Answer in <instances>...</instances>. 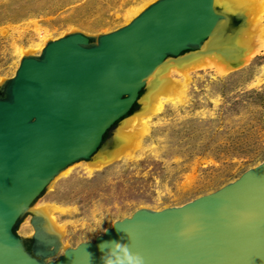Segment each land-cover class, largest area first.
Instances as JSON below:
<instances>
[{
    "label": "water",
    "instance_id": "1",
    "mask_svg": "<svg viewBox=\"0 0 264 264\" xmlns=\"http://www.w3.org/2000/svg\"><path fill=\"white\" fill-rule=\"evenodd\" d=\"M214 2L157 0L116 30L72 32L22 57L0 87V264H103L99 246L119 255L116 241L145 264H264V160L182 205L139 208L62 253L39 215L31 249L16 232L53 180L132 114L153 72L212 36L225 18Z\"/></svg>",
    "mask_w": 264,
    "mask_h": 264
},
{
    "label": "rangeland",
    "instance_id": "2",
    "mask_svg": "<svg viewBox=\"0 0 264 264\" xmlns=\"http://www.w3.org/2000/svg\"><path fill=\"white\" fill-rule=\"evenodd\" d=\"M147 1L0 0V87L15 75L21 49L41 53L31 51L41 32L51 40L76 31L97 37L128 24V12ZM258 14L263 46L250 62L227 74L192 72L184 102L153 118L139 155L93 174L87 161L75 162L36 200L34 206L53 201L66 209L57 214L66 248L94 241L139 208L178 206L214 191L264 160V6ZM32 214L16 228L29 243Z\"/></svg>",
    "mask_w": 264,
    "mask_h": 264
},
{
    "label": "bare ground",
    "instance_id": "3",
    "mask_svg": "<svg viewBox=\"0 0 264 264\" xmlns=\"http://www.w3.org/2000/svg\"><path fill=\"white\" fill-rule=\"evenodd\" d=\"M155 1L157 0H148L141 6L131 8L132 10L126 15V23L131 22ZM214 6L216 11L223 14L225 18L220 21L212 36L199 50L178 57H168L153 72L139 99L142 106L124 118L115 127L113 137L106 141L90 160H86L85 170L88 174L101 171L115 160L135 158L139 155L144 149V141L151 129L153 118L162 113L167 104L184 102L187 94L185 80L190 78L192 72L215 67L217 72L227 74L250 62L260 52L263 43L259 37L263 26L260 23L258 11L264 6V0H215ZM39 37L40 43L36 44L31 51L42 52L51 41L49 35L42 32ZM26 52L25 49L20 50L21 59L26 56ZM70 166L63 170L53 182L60 176L68 174ZM29 210L41 216L46 230L60 238L62 242L60 253H62L66 249L63 242L65 231L58 222L57 214L66 212V209L53 201H45L35 206L33 204ZM32 217L30 218L33 229L31 236L35 232Z\"/></svg>",
    "mask_w": 264,
    "mask_h": 264
},
{
    "label": "clouds",
    "instance_id": "4",
    "mask_svg": "<svg viewBox=\"0 0 264 264\" xmlns=\"http://www.w3.org/2000/svg\"><path fill=\"white\" fill-rule=\"evenodd\" d=\"M101 251L104 253L102 256L103 264H123L124 261H127L128 264H145L144 257L139 253H131L127 245H123L120 242H115L114 249H119V255H114L109 251V248L105 250L104 245L99 246Z\"/></svg>",
    "mask_w": 264,
    "mask_h": 264
},
{
    "label": "trees",
    "instance_id": "5",
    "mask_svg": "<svg viewBox=\"0 0 264 264\" xmlns=\"http://www.w3.org/2000/svg\"><path fill=\"white\" fill-rule=\"evenodd\" d=\"M138 104H136L133 109H132V113H134L137 110ZM108 137V134H106L105 139Z\"/></svg>",
    "mask_w": 264,
    "mask_h": 264
},
{
    "label": "flooded vegetation",
    "instance_id": "6",
    "mask_svg": "<svg viewBox=\"0 0 264 264\" xmlns=\"http://www.w3.org/2000/svg\"><path fill=\"white\" fill-rule=\"evenodd\" d=\"M27 246L29 249H31V243L27 242Z\"/></svg>",
    "mask_w": 264,
    "mask_h": 264
}]
</instances>
